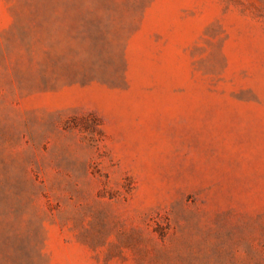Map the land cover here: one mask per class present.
<instances>
[{
	"label": "rangeland",
	"instance_id": "obj_1",
	"mask_svg": "<svg viewBox=\"0 0 264 264\" xmlns=\"http://www.w3.org/2000/svg\"><path fill=\"white\" fill-rule=\"evenodd\" d=\"M0 264H264V0H0Z\"/></svg>",
	"mask_w": 264,
	"mask_h": 264
}]
</instances>
